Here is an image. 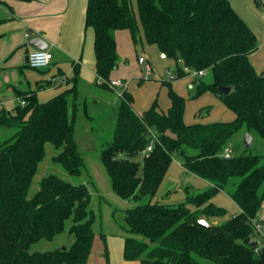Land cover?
Listing matches in <instances>:
<instances>
[{"label":"trees","instance_id":"obj_1","mask_svg":"<svg viewBox=\"0 0 264 264\" xmlns=\"http://www.w3.org/2000/svg\"><path fill=\"white\" fill-rule=\"evenodd\" d=\"M86 26L94 30L97 84L102 88L109 89L119 61L116 30L128 29L134 43L155 44L172 58L176 77L187 75L184 66L204 69L192 79L191 98L211 91L235 113L232 120L186 123V97L174 89L171 78L162 80L171 100L166 111L155 99L139 114L132 93L123 91L100 160L116 194L135 201L148 197L125 209L118 222L128 233L124 258L139 259L140 264H264V246L256 250L251 222L264 199V154L246 150L223 155L243 127L264 139V72H257L250 61L258 47L255 32L230 0H88ZM72 63L73 74L66 77L70 86L58 94L40 101L37 89H18L16 96L24 104L0 106V129L12 130L0 141V264H79L91 253L96 216L89 183L46 172L30 194L48 142L57 150L52 162L69 174L80 175L85 167L74 129L80 64ZM207 72L211 81L203 78ZM208 112L209 107L202 108L196 116ZM151 142L152 149L145 151ZM174 154L187 171L212 185L187 193L179 203L153 201ZM230 183L229 195L240 210L214 222L210 217L227 211L212 199ZM200 214L211 224L200 223ZM68 219L74 235L69 246L30 250L40 239L63 232Z\"/></svg>","mask_w":264,"mask_h":264},{"label":"crops","instance_id":"obj_2","mask_svg":"<svg viewBox=\"0 0 264 264\" xmlns=\"http://www.w3.org/2000/svg\"><path fill=\"white\" fill-rule=\"evenodd\" d=\"M87 1L0 0V97L6 102L11 99L8 96L12 97V101H18V89H37L39 100L46 101L70 86L63 77L72 76V61H79L80 64L81 78L78 87L81 82L98 86L94 30L86 26ZM230 3L257 36L258 47L250 54V61L257 72H264V0H260V3L255 0H230ZM122 30L118 29L115 33L118 54ZM35 36L42 37L47 42L46 49L53 53V61L47 69H33L26 62L28 52L37 48L29 44V40ZM143 62L145 58L141 59V63ZM167 72L174 89L186 97V123H207L235 118V113L211 91H205L195 98L189 97L191 88L194 89L192 76L187 74L176 77L171 69ZM111 78L122 77H114L112 71ZM139 78H142L141 82ZM122 79L126 81V89L134 97L133 107L137 113H143L155 99L161 110L166 111L170 107L168 88L162 83L163 79L153 80L146 75V71L131 81ZM38 85L41 86L38 88ZM206 106H209V112L196 116ZM251 134L253 142L256 133ZM201 180L207 189L212 185L207 179ZM95 188L97 189L96 186ZM114 213L115 209L111 212L114 220H110L111 227L102 228L99 234L95 233L87 261L79 264H140L139 259L124 258V243L128 233L115 219ZM214 221L218 222L217 219Z\"/></svg>","mask_w":264,"mask_h":264},{"label":"rangeland","instance_id":"obj_3","mask_svg":"<svg viewBox=\"0 0 264 264\" xmlns=\"http://www.w3.org/2000/svg\"><path fill=\"white\" fill-rule=\"evenodd\" d=\"M118 45L119 68L113 70L114 77L119 76L131 81L140 75L141 72L143 74L145 73L147 64L152 68L149 76L153 80L170 79V74H168L167 70L171 69L173 72L176 70L174 60L170 57L162 56L161 51L155 44H145L143 46L141 42L134 43L131 40L128 29H123L120 32ZM142 58H145V62L143 63H141ZM63 78L66 79V77ZM203 78L205 81H211L212 75L210 72H207ZM194 90L191 88L189 97L192 96ZM119 97L115 89L110 85L109 89H104L99 85L93 86V84L91 85L87 82L80 83L78 98L80 106L75 113L74 129L78 148L82 152L85 160V167L80 175L69 174L59 164L52 162V156L57 150L51 142H48L46 143V154L39 164L38 171L30 187V194L34 193L39 188L41 176L46 172H54L75 183H89L91 190L90 208L96 216L93 224V229L96 234H99L102 228L107 229L111 224L110 220L114 221L111 217L113 209H115L114 217L119 222L123 220L125 209L148 200V197L139 201L124 199L113 192L109 176L100 160L103 142L111 138L116 123ZM7 98L11 99H8L4 104L5 106L3 105L6 109H12L19 101H12V97L10 96ZM11 132V129H0V141ZM247 132L246 128L243 127L231 137L229 146L232 147V152L240 153L247 150L264 154V139L258 134L254 135V140L250 146L245 145L244 136ZM179 160L177 154H174L160 188L152 198L153 201L179 203L186 199L187 193L197 194L207 189L202 184L204 183L203 180L187 171ZM232 186L230 183L213 197V202L225 208L227 212L220 217H210L211 220L217 219L218 222H224L230 216L239 212V206L228 193ZM190 206L192 209H195L194 205ZM258 215H264V199ZM71 222V219H68L66 221V229L63 232L57 234L53 239H40L31 245L30 250L43 251L63 247V245L69 246L74 240V235L68 231Z\"/></svg>","mask_w":264,"mask_h":264},{"label":"built area","instance_id":"obj_4","mask_svg":"<svg viewBox=\"0 0 264 264\" xmlns=\"http://www.w3.org/2000/svg\"><path fill=\"white\" fill-rule=\"evenodd\" d=\"M53 61V53L48 49H40L34 48L27 54L26 62L32 68L42 69L48 68ZM151 66L149 64L146 65V75H150ZM184 70L190 76H199L204 74V69L197 70L188 66H184ZM109 85L113 87L118 96L123 94V91L127 88V83L122 78H113L110 80ZM19 102L22 104L25 103V100L18 98ZM6 103V100L0 97V106H3ZM152 149V142L148 144L145 148V151H150ZM232 147L229 145L226 146L223 150V155L225 157H230L232 154ZM252 225L254 227V231L256 233V239L258 242V247L256 250H259L264 246V216L257 215L256 217L251 219Z\"/></svg>","mask_w":264,"mask_h":264},{"label":"water","instance_id":"obj_5","mask_svg":"<svg viewBox=\"0 0 264 264\" xmlns=\"http://www.w3.org/2000/svg\"><path fill=\"white\" fill-rule=\"evenodd\" d=\"M29 44L30 45H33L37 48H40V49H45L47 47V42L40 36H35V37H32L30 40H29ZM161 55L162 56H165V53L161 51ZM221 90L224 91V92H229L230 91V87L229 86H222L221 87ZM252 134L250 132H247L244 136V143L246 146H250L251 145V142H252ZM44 175H46V173H44ZM198 221L200 223H203V224H206V225H210L211 223L205 218V216L203 214H200L198 216ZM253 244H255V241L253 242ZM63 248H66V245H63Z\"/></svg>","mask_w":264,"mask_h":264}]
</instances>
